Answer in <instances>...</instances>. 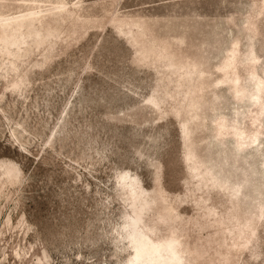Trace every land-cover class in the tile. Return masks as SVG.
I'll return each mask as SVG.
<instances>
[{"label": "rangeland", "instance_id": "374dc122", "mask_svg": "<svg viewBox=\"0 0 264 264\" xmlns=\"http://www.w3.org/2000/svg\"><path fill=\"white\" fill-rule=\"evenodd\" d=\"M0 264H264V0H0Z\"/></svg>", "mask_w": 264, "mask_h": 264}]
</instances>
